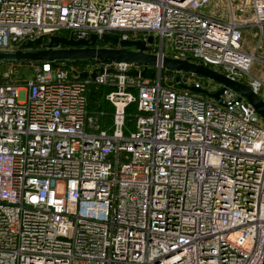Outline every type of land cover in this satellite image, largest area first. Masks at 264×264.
<instances>
[{"label": "built area", "instance_id": "built-area-1", "mask_svg": "<svg viewBox=\"0 0 264 264\" xmlns=\"http://www.w3.org/2000/svg\"><path fill=\"white\" fill-rule=\"evenodd\" d=\"M219 3L0 0V51L60 30L94 48L140 32L158 60L152 78L137 62L29 61V80L0 61V264H262L264 119L230 87L184 88L223 85L160 63L188 59L264 100L250 72L264 64V0ZM93 87L109 88L96 101L110 111L91 109Z\"/></svg>", "mask_w": 264, "mask_h": 264}, {"label": "water", "instance_id": "water-1", "mask_svg": "<svg viewBox=\"0 0 264 264\" xmlns=\"http://www.w3.org/2000/svg\"><path fill=\"white\" fill-rule=\"evenodd\" d=\"M96 39L92 35L90 42L87 40L66 39L62 36L51 35L48 39L40 37L32 43L26 45V49H18L14 52L0 51L1 62H29V61H63V60H78V59H99L100 61L113 60L125 62H137L147 65H156L158 63L157 57L154 54L148 53L149 48L146 47L147 42H152V36H148L147 40L131 41L120 40L121 46L119 47H104L94 48L90 45L94 44ZM102 40H109V36L104 34ZM115 42V43H117ZM163 67L174 69L177 72H190L201 77L211 79L223 87L214 93H208L205 90H199L193 86L181 85L184 88L194 91H201L209 96L218 98L224 87H230L238 92L240 97H243L256 111V113L264 119V100L256 94L249 85L232 80L225 75L206 67L202 64H197L189 61L188 59H175L170 57H163L160 61ZM135 75L134 73H130ZM144 77V71L140 73ZM151 74V78L153 77ZM86 73H82V77H86ZM95 77V72L90 75ZM178 78V76H177ZM262 264H264V259Z\"/></svg>", "mask_w": 264, "mask_h": 264}, {"label": "rangeland", "instance_id": "rangeland-1", "mask_svg": "<svg viewBox=\"0 0 264 264\" xmlns=\"http://www.w3.org/2000/svg\"><path fill=\"white\" fill-rule=\"evenodd\" d=\"M218 6V8H217ZM227 6V0H221V3L219 4H213V7L214 9H218L219 11H221L222 13L226 12V10H228V7ZM250 16V11L247 9V11H245L244 13V17H249ZM57 35L59 36H63V37H67L69 36V33L65 30H60L58 32H56ZM106 35L109 36V40L105 41V44H108V45H111L112 47H119L121 46L120 42H117V41H120V32H117V31H108L107 33H105ZM142 36V33H136V35H132L131 34V37L128 39V40H131V41H143L142 38H140ZM42 36H35L33 39L29 40L27 42L28 43H32L34 42L35 40H37L38 38H40ZM117 42V43H115ZM257 43V37L256 35L254 34V32H249V31H244V33L242 34V38H241V45H242V48L243 49H246V46H255ZM262 43H264V35L262 36ZM26 44V45H27ZM149 48V50L151 49V46H146ZM261 55V52H256V55ZM9 63H12V64H15V68H14V78H23L24 80H29L32 78L33 76V71L30 67H28L26 64H24L25 62H21V63H18V62H9ZM144 71V77L146 78H151V74L155 72V68L154 66L152 65H147V66H144L142 67V72ZM250 72L252 75L256 76V77H259V78H262L264 79V64L261 63L260 61L258 60H255L253 63H252V66L250 68ZM130 73H134L136 74L137 73V70L136 69H133L130 71ZM213 86H216V82L213 81ZM259 95L260 96H263L262 94V91L259 92ZM90 100H91V97H90ZM99 121V119H98ZM132 126V123H131V120H127V127H131Z\"/></svg>", "mask_w": 264, "mask_h": 264}, {"label": "trees", "instance_id": "trees-1", "mask_svg": "<svg viewBox=\"0 0 264 264\" xmlns=\"http://www.w3.org/2000/svg\"><path fill=\"white\" fill-rule=\"evenodd\" d=\"M71 61L73 62L76 60H71ZM18 63H21V62H18ZM108 90H109V88H107V87H102V88L101 87H93L92 88L91 101H90V107L92 110L104 109V110L110 111L111 107L108 106L104 101L102 103H99L96 101L97 99L101 98L102 92H106ZM95 112H97V111H95ZM98 119L102 123V125L108 124L110 122L109 115L101 116V117L99 116Z\"/></svg>", "mask_w": 264, "mask_h": 264}, {"label": "crops", "instance_id": "crops-1", "mask_svg": "<svg viewBox=\"0 0 264 264\" xmlns=\"http://www.w3.org/2000/svg\"><path fill=\"white\" fill-rule=\"evenodd\" d=\"M251 31V32H254V34L256 35V37H257V43H258V41H259V36H258V29L256 28V27H254V26H248V27H246V28H244L243 29V33H244V31ZM257 43H256V45H257ZM255 45V46H256ZM255 46H246V50H248V51H252V50H254V47ZM257 52H261V55L259 54L258 56L259 57H261V58H263L264 57V43H262V38H261V40L259 41V49L257 50ZM259 78V77H258ZM261 80H263L264 81V79H262V78H260Z\"/></svg>", "mask_w": 264, "mask_h": 264}]
</instances>
